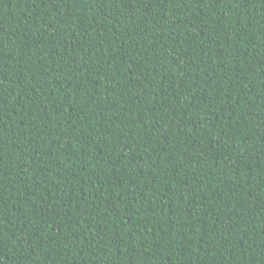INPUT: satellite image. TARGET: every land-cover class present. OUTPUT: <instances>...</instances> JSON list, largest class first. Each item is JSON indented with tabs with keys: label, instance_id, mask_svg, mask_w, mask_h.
<instances>
[{
	"label": "trees",
	"instance_id": "obj_1",
	"mask_svg": "<svg viewBox=\"0 0 264 264\" xmlns=\"http://www.w3.org/2000/svg\"><path fill=\"white\" fill-rule=\"evenodd\" d=\"M0 264H264V0H0Z\"/></svg>",
	"mask_w": 264,
	"mask_h": 264
}]
</instances>
